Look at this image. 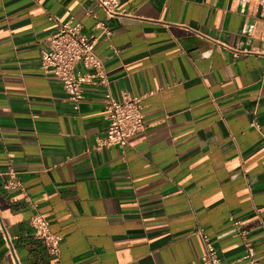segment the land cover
Here are the masks:
<instances>
[{
  "label": "crops",
  "instance_id": "1",
  "mask_svg": "<svg viewBox=\"0 0 264 264\" xmlns=\"http://www.w3.org/2000/svg\"><path fill=\"white\" fill-rule=\"evenodd\" d=\"M121 8L107 37L95 0H0V210L21 264H203L197 227L223 264H264L259 0ZM68 21L98 37L108 79L86 84L78 109L41 67ZM108 91L141 97L146 126L127 146L102 142ZM37 212L62 236L59 257L35 236ZM0 264H13L1 232Z\"/></svg>",
  "mask_w": 264,
  "mask_h": 264
},
{
  "label": "built area",
  "instance_id": "2",
  "mask_svg": "<svg viewBox=\"0 0 264 264\" xmlns=\"http://www.w3.org/2000/svg\"><path fill=\"white\" fill-rule=\"evenodd\" d=\"M95 2L106 14V20L97 22L95 27L101 29L108 37L112 31L107 25V20L128 13L121 8V0H95ZM259 4L264 10V0H259ZM90 13L93 11L91 10ZM97 40L96 35H88L84 32L81 23L62 22L56 32L48 38V47L42 51L41 67L49 77L63 84L75 109H78L84 100L86 84L108 83L104 73L103 58L96 51ZM102 102L108 119L105 137L102 139L104 145L127 146L134 134L145 129V114L140 96L126 92L123 93L121 99H117L108 91ZM233 221L235 224L239 223L238 220ZM31 225L35 236L45 245L49 253L54 257H59L62 236L51 230L48 218L37 212L31 218ZM0 232L6 252L13 264H21L15 241L3 221L1 210ZM194 233L201 237L204 244L202 263L223 264L219 250L205 228L197 227ZM246 233V231L240 232L245 240L247 239ZM246 247L244 259L251 263L256 262L257 256L252 243L246 242Z\"/></svg>",
  "mask_w": 264,
  "mask_h": 264
}]
</instances>
